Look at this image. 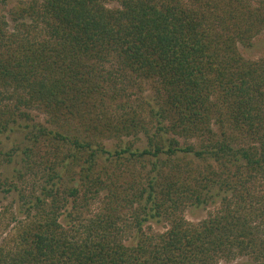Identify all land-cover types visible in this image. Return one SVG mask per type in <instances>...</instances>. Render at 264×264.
I'll list each match as a JSON object with an SVG mask.
<instances>
[{"label":"trees","instance_id":"1","mask_svg":"<svg viewBox=\"0 0 264 264\" xmlns=\"http://www.w3.org/2000/svg\"><path fill=\"white\" fill-rule=\"evenodd\" d=\"M10 14L0 133L43 113L17 178L44 177L0 180L18 202L0 212V264H264V53L239 50L264 29V0H30ZM143 85L152 98L131 100Z\"/></svg>","mask_w":264,"mask_h":264},{"label":"rangeland","instance_id":"2","mask_svg":"<svg viewBox=\"0 0 264 264\" xmlns=\"http://www.w3.org/2000/svg\"><path fill=\"white\" fill-rule=\"evenodd\" d=\"M29 1L30 0H5L0 4V16L5 17L9 25L12 26L14 23L11 20L10 11L20 6L22 2L26 3ZM106 4L109 7L116 6L115 1H108ZM239 50L243 57L247 59H256L262 56L264 53V29L253 38L251 46L239 45ZM142 88L143 92L140 91V88H131L127 92V95L131 100L133 99L134 101L140 99V96H143L145 98H152L151 90L146 85H143ZM28 111L29 112L27 113L29 114V116L18 119L15 124H11L8 130L0 133V180L1 182L7 180L8 184L10 182L15 184L17 183L19 187L24 185H28V187H31L33 183H41L44 177L43 170H40V172L37 171V176L33 177V175L29 174V178H32L28 180L25 178L28 184H22L20 181H18L17 178L18 171L25 170V157L20 151L26 146H32L30 142L31 125L33 122H43L45 119V115L41 112H37L36 110ZM103 142L107 149H114L116 147V140L114 139H106ZM145 142L146 139L141 136V140L136 142V146L142 147ZM44 161V158L42 162L38 161V165H40L41 163L42 169L45 165ZM8 184L0 186V212L6 211V216H9V213H15L18 209L17 191L15 189L9 191L5 190L7 189ZM94 206L96 207V203L94 204ZM207 211L208 208L204 206L198 208L188 207L185 210V217L190 221L197 222L206 217ZM148 224L151 225L154 231L163 229V224L161 222L157 223L154 220H151L147 223V225ZM246 260L247 259L245 257H242L230 263L222 262L221 264H245L247 262Z\"/></svg>","mask_w":264,"mask_h":264}]
</instances>
